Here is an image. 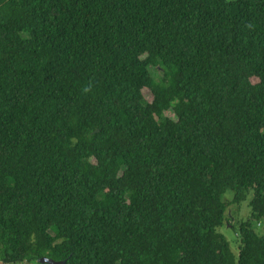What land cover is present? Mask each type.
<instances>
[{
    "label": "trees",
    "instance_id": "obj_1",
    "mask_svg": "<svg viewBox=\"0 0 264 264\" xmlns=\"http://www.w3.org/2000/svg\"><path fill=\"white\" fill-rule=\"evenodd\" d=\"M261 220L264 0H0V261L264 264Z\"/></svg>",
    "mask_w": 264,
    "mask_h": 264
},
{
    "label": "rangeland",
    "instance_id": "obj_2",
    "mask_svg": "<svg viewBox=\"0 0 264 264\" xmlns=\"http://www.w3.org/2000/svg\"><path fill=\"white\" fill-rule=\"evenodd\" d=\"M155 71H156L155 69L150 68V74L152 77L157 75V73ZM145 96H148V94H145ZM167 115H169V114H167ZM229 194H230L229 192L224 194L225 200L230 199L231 195H229ZM246 201H244L240 204L244 208H246L245 212L243 213V211H242L240 213V215H236V214L234 215V223H233L234 229H232L228 226H222L221 228L218 229V232H220L226 238V240L229 242L230 249H231L232 253H234V254H236V251H237V238H236L234 232L236 231L237 225L239 224V222L244 220L246 213L248 211ZM256 232L259 235H264V220H261L258 223V226H256Z\"/></svg>",
    "mask_w": 264,
    "mask_h": 264
},
{
    "label": "water",
    "instance_id": "obj_3",
    "mask_svg": "<svg viewBox=\"0 0 264 264\" xmlns=\"http://www.w3.org/2000/svg\"><path fill=\"white\" fill-rule=\"evenodd\" d=\"M37 263H39V264H64V262L53 261V260H51L49 258H45V257H42V258L38 259ZM0 264H5V263L0 261Z\"/></svg>",
    "mask_w": 264,
    "mask_h": 264
}]
</instances>
